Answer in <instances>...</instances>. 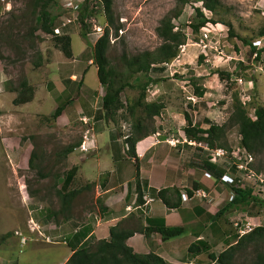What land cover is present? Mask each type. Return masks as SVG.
Instances as JSON below:
<instances>
[{
  "label": "rangeland",
  "instance_id": "374dc122",
  "mask_svg": "<svg viewBox=\"0 0 264 264\" xmlns=\"http://www.w3.org/2000/svg\"><path fill=\"white\" fill-rule=\"evenodd\" d=\"M36 1L0 0V70L10 79L6 88L17 87L22 82L35 86L46 79L42 73L60 51L56 48L54 37L40 28L41 4L36 5ZM220 1L222 7L216 13L207 10V15L203 13L204 18L199 20L195 16V10L201 8L202 3L195 0H114V26L109 27L110 47L107 57L111 68L124 82L131 85L121 93V110L109 118L103 117L102 100L106 87H100L98 69L96 65H92L84 84L96 90V94L93 104L81 102L84 104V112L73 111L71 105L67 115L55 121L52 120V115L57 107L53 105L50 108L48 103V107L42 110L45 111L44 115L37 114L21 122L3 123V128L0 129V222L4 229L13 231L15 225L27 216V210L22 206L24 200L13 199L9 195L8 179L12 178L14 172L20 175L21 180L16 181V184L21 181L28 209L30 205L39 219L44 218L47 212H57V217L62 218L59 213L62 205L58 192L72 168V163L63 152L67 148L78 147L93 124L110 127L123 141L125 136L132 134L133 125L144 117L141 109L136 115H132L129 109L138 101L141 92L136 80L144 76L131 77L123 58L158 49L162 45V39L158 36L157 29L165 17L174 16V31L182 32L185 39L177 58L164 65L163 70L150 72V77L162 80L157 85L149 86L146 91L145 102H156L163 107L159 116L154 117L153 121L149 120L148 126L156 130L154 135L160 133L166 140L179 139L185 142L184 130L188 125L185 114L190 116L193 127L196 128L203 126L206 129L211 124H229L234 111L233 98L236 95L249 116L256 119L255 109L258 106L264 107V51L259 53L264 49V37L261 36L264 32V0ZM48 11L52 17H61L63 0H54ZM81 12L85 15L84 21L80 20V16L79 21L64 33L72 35L76 56L81 57V51L87 46L89 57H82L81 60L86 62L91 58L94 61L95 45L107 28V17L98 0H91L87 6L83 5ZM206 18L222 23H212L215 29H211L213 32L209 34L204 49L201 46L202 32L196 31L194 26ZM118 27L121 29L117 33ZM33 28H37L32 38L36 40V48L30 49L32 44L29 42V33ZM221 72L229 74L230 79L225 77L222 80L218 75ZM197 88L205 92L203 97L198 96ZM8 109H11L9 104L1 110ZM30 112L35 114L38 111ZM94 116L93 120L89 119ZM1 140L7 142L5 146ZM241 141L242 137L236 126L227 127L225 133L218 134L215 138L216 147L226 150H231ZM184 144L186 154L190 155L187 158H191L195 166L206 165L208 151L186 142ZM159 149L161 157L172 155L173 151L167 144L161 145ZM6 150L13 157L16 156L18 161L20 159V164L17 162L15 165L16 169L7 160ZM255 157V168L264 172V155ZM74 189L81 190V194L71 206V215L82 217V212L94 208L93 185L77 178L70 186V190ZM255 206L258 207H254L253 212L260 217V221L256 226L252 224L251 230L264 226V202ZM248 222L245 221L242 229L247 231L244 234L250 231L246 227ZM22 237L14 234L9 239L3 240L0 237L1 264H56V258L51 256L46 247L27 239L28 242L22 244ZM38 254L41 256L38 257ZM255 259V249L249 246L236 253L233 264H254Z\"/></svg>",
  "mask_w": 264,
  "mask_h": 264
},
{
  "label": "crops",
  "instance_id": "0c3cea01",
  "mask_svg": "<svg viewBox=\"0 0 264 264\" xmlns=\"http://www.w3.org/2000/svg\"><path fill=\"white\" fill-rule=\"evenodd\" d=\"M87 49L86 46L81 51V57L76 56L72 42L71 59L59 51L42 73L46 79L35 86L22 82L17 87L6 88L10 79L0 70V129L3 128L4 122H21L37 114L44 115L45 111L42 110L48 107V103L50 108L53 105L60 106L59 103L64 106L65 109L57 121L67 115L71 105L73 111L81 113L84 112V104L81 102L93 104L96 90L84 84L93 60H81L82 57L88 56ZM22 84L33 88V100L24 105H14ZM7 104L11 105V109L1 110ZM30 110L38 112L32 114ZM89 111H92L90 106ZM94 118L95 116L89 119ZM91 127L90 151L83 153L80 150L82 141L75 151L67 156V160L72 163L68 174L73 173V182L79 178L93 185L94 208L82 212V217L71 215L70 207L68 218L57 217V212H47L44 218L39 219L30 205L28 209L21 181L16 184V181L21 180L20 175L14 172L12 178L8 179L9 195L13 199L24 200L22 206L27 210V216L15 225L13 231L4 229L0 222V237L3 240L9 239L12 234L23 236L22 238L28 241L46 247L51 256L56 258V264H67L77 250L99 241H110L111 229L121 226L125 230L135 231L127 244L137 254L155 253L167 264H214L211 256L219 257L227 248L235 245L237 238L245 235L239 233L245 227V221L254 226L260 221V217L253 212L254 207L258 206L236 199V187L222 183L220 177L210 172L206 165L195 166L192 159L187 158L190 155L186 154V146L181 140H166L160 133L146 137L136 147L144 200V205L138 206L135 163L128 155L124 141L110 127L94 124ZM172 140H178L180 144L173 147L170 144ZM6 143L2 141L3 146ZM163 144L171 147V156L161 157L159 147ZM13 156L6 150L7 160L16 169L15 165L17 162L20 164V159L18 161L17 157ZM205 172L211 173L213 177L206 178ZM226 173L227 170L223 175ZM66 178L60 191L64 189ZM166 189H171L167 199L172 207H168L157 196L161 190ZM200 190L205 191L209 198L199 197L197 191ZM184 193L189 197L187 201L182 199ZM98 200L101 203H98ZM101 204L107 208L106 211H102ZM237 222L242 223L239 228L235 226ZM141 226L181 227L185 229V233L169 240H164L159 233H153L147 238L138 230ZM193 244L201 245L202 250L191 254L189 248ZM1 246L2 244L0 248ZM40 256L41 254H38V257ZM1 257L2 255L0 260Z\"/></svg>",
  "mask_w": 264,
  "mask_h": 264
},
{
  "label": "trees",
  "instance_id": "16d2710c",
  "mask_svg": "<svg viewBox=\"0 0 264 264\" xmlns=\"http://www.w3.org/2000/svg\"><path fill=\"white\" fill-rule=\"evenodd\" d=\"M91 0H85L83 5L87 6ZM103 5L106 17H107V28L105 29L104 35L97 41L95 45L94 61L93 65H96L98 69V77L102 86L106 87V93L102 100V110L103 117L109 118L116 115L122 107L121 103V93L128 87H131L130 83L124 82L110 66L109 58L107 57V52L110 47V26H114L113 18V2L114 0H98ZM196 2L202 3L203 7L209 10L212 13H216L217 9L222 7L220 0H195ZM54 2V0H37L36 5H40V28L44 33L54 34V28L56 27V18L52 17L51 13L48 11L49 6ZM185 4V2H183ZM198 19H203L204 14L200 9L197 10ZM80 20L83 22L85 15L81 12ZM172 17H165L160 26L157 29L158 36L162 39V45L155 51H144L135 56H125L123 58V63L126 67V70L131 77L133 75H141L144 77L138 78L137 85L141 89L139 99L134 103L129 109L132 115H136V112L141 109L144 117L139 118L136 124L133 125L132 134L127 135L124 140L125 145L128 146V155L134 160L136 168V188L138 192V201L137 205H144L143 194L141 192L142 183H141V174H140V165L139 159L136 153L137 144L149 137L156 134L154 128H150L149 120L153 121L154 117L160 115L163 110L162 105L154 102L149 103L145 102L146 100V91L149 86L157 85L162 80L154 79L150 77V72L156 70H163L164 65L170 63L178 57L180 47L184 45L185 36L182 32H175L174 26L172 24ZM222 23L217 20L204 19L203 22H199L195 25L196 31L200 30L207 23ZM84 29L86 25L83 24ZM121 28H116L118 31ZM37 28H33L29 33L31 48H36V40H33ZM83 36H86V33H83ZM261 36L264 37V32L261 33ZM56 42V48L63 53V55L71 59L73 57L72 51V38L68 34H63L62 36L54 37ZM244 41V40H242ZM247 43V42H246ZM255 51V48H253ZM259 51V53L263 52ZM258 54V52H257ZM222 80L225 77L230 79V75L221 72L218 73ZM18 95L14 100L15 105H24L33 100L34 90L31 87H28L27 84H22L20 86ZM198 96L203 97L205 92L199 88L196 89ZM234 101V111L229 119V124L224 126L211 124L209 128L193 127V121L188 114H185V119L187 122V127L184 130L188 140H196L199 142H206L211 148H220L216 147L215 138L218 134L226 132L227 127L231 128L233 126L238 127L240 135L242 137L241 145L245 147L250 153L254 155H264V107L258 106L255 109L256 119H252L245 106L241 102V99L236 95L233 98ZM64 106L60 105L55 110L52 115V120L57 121V119L62 115L64 111ZM102 113V112H101ZM102 117V114H100ZM208 134V138L204 135ZM76 147L67 148L63 153L67 157L69 154L75 151ZM33 159L30 164L32 165ZM206 168L220 177L223 175V172H226V169L223 167H218L206 162ZM260 171V170H258ZM262 172V171H260ZM73 183V173L68 174L64 182V189L58 192V196L61 202L60 214L63 218L69 217V210L72 205V202L80 194L81 190H70V186ZM171 189L161 190L158 193V197L163 200V202L168 206L172 207L169 200L167 199V194ZM236 199H242V203L252 202L253 204L259 203L252 196L251 191H245L241 189L236 190ZM98 203H101L98 200ZM102 211H106L107 208L102 206ZM140 232L144 233L147 238H150L151 234L159 233L164 240H169L182 236L185 233V229L181 227H160V228H145L143 226L138 229ZM135 234V231L125 230L121 226H117L111 229V238L110 241H99L96 244L84 247L77 250L67 264H167V262L158 254L149 253L146 255L137 254L134 250L128 246L127 241L130 237ZM249 246H253L256 253V259L254 264H264V226H259L252 229L250 232L245 234L242 237L237 238L235 245L230 246L224 252H222L219 257L211 256V260L214 264H233L235 255L237 252L246 250ZM203 247L198 244H193L189 248L191 254H196L202 250Z\"/></svg>",
  "mask_w": 264,
  "mask_h": 264
},
{
  "label": "built area",
  "instance_id": "2783aa9c",
  "mask_svg": "<svg viewBox=\"0 0 264 264\" xmlns=\"http://www.w3.org/2000/svg\"><path fill=\"white\" fill-rule=\"evenodd\" d=\"M84 0H63V11L61 12V17L56 18V27L54 28V34L52 37L62 36L64 31L70 26L76 24L79 21L80 12L83 7ZM201 12L207 15L208 11L201 4ZM195 16L197 17V10ZM215 26L210 22L206 26L202 27L200 31L202 32L201 46L206 48L205 42L209 37V34L213 32ZM258 46V45H257ZM255 120V119H254ZM88 122H86L87 124ZM90 130L88 129L83 136V142L80 146V150L83 153L90 151ZM186 136V135H185ZM208 138V134L204 135ZM127 137L125 136L124 140ZM185 142L192 146L202 147L208 154V162L214 166L224 167L227 173L222 175L220 180L224 184L233 185L237 189L251 191L253 198L259 202H264V172H260L255 168L256 157L254 154L250 153L245 147L240 144L232 147L231 150H226L224 148H211L206 142H199L196 140H188L187 137ZM183 142V143H185ZM170 144L173 147H177L180 142L178 140H172ZM126 148L128 146L126 145ZM205 177L211 179L213 176L209 172H205ZM197 195L203 199L209 198V195L203 191H197ZM182 199L187 201L189 199L186 193L182 194ZM236 228L240 227V223L235 224ZM252 224L248 222L246 224L247 230L251 228ZM251 231V229H250ZM249 231V232H250ZM246 230H240V234L246 233ZM23 243H26V239H22Z\"/></svg>",
  "mask_w": 264,
  "mask_h": 264
},
{
  "label": "clouds",
  "instance_id": "9594fccd",
  "mask_svg": "<svg viewBox=\"0 0 264 264\" xmlns=\"http://www.w3.org/2000/svg\"><path fill=\"white\" fill-rule=\"evenodd\" d=\"M201 10V9H200Z\"/></svg>",
  "mask_w": 264,
  "mask_h": 264
}]
</instances>
